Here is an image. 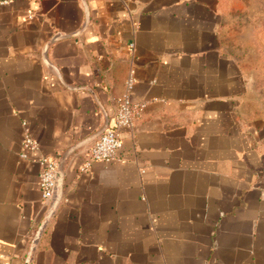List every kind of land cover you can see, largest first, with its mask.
<instances>
[{"label":"crops","instance_id":"0c3cea01","mask_svg":"<svg viewBox=\"0 0 264 264\" xmlns=\"http://www.w3.org/2000/svg\"><path fill=\"white\" fill-rule=\"evenodd\" d=\"M130 70L141 115L83 171ZM39 226L33 264H264V0H0V264Z\"/></svg>","mask_w":264,"mask_h":264},{"label":"built area","instance_id":"2783aa9c","mask_svg":"<svg viewBox=\"0 0 264 264\" xmlns=\"http://www.w3.org/2000/svg\"><path fill=\"white\" fill-rule=\"evenodd\" d=\"M10 1H2V4H8ZM27 18H31L28 15ZM135 79L132 71H129L125 81L124 92L115 99V109L112 116V124L103 126L93 137V140L84 153V162L81 170H87L93 162H112L118 159L117 152L121 148L120 131L122 129H132L137 119L140 117L143 103L134 99L132 90ZM71 89H82V87H70ZM105 117L106 114L102 110ZM21 147L24 150L38 149V143L30 134L26 123H23V134L21 138ZM21 157H25L21 154ZM40 172L37 177V186L41 191L43 202L49 206L48 215L53 213L54 198L59 179V165L56 159L43 157L40 161ZM42 226V225H41ZM41 226L32 231L26 239V248L21 256L20 264H33L34 254L38 247V241L41 232Z\"/></svg>","mask_w":264,"mask_h":264}]
</instances>
